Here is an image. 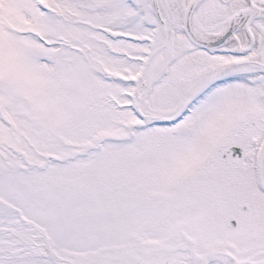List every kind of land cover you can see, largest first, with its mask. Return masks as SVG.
Masks as SVG:
<instances>
[{"label": "snow or ice", "instance_id": "6c2138e0", "mask_svg": "<svg viewBox=\"0 0 264 264\" xmlns=\"http://www.w3.org/2000/svg\"><path fill=\"white\" fill-rule=\"evenodd\" d=\"M0 264H264V0H0Z\"/></svg>", "mask_w": 264, "mask_h": 264}]
</instances>
